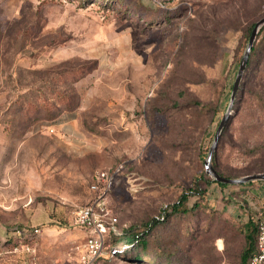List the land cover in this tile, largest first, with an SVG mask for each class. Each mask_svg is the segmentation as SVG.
<instances>
[{
	"label": "rangeland",
	"instance_id": "374dc122",
	"mask_svg": "<svg viewBox=\"0 0 264 264\" xmlns=\"http://www.w3.org/2000/svg\"><path fill=\"white\" fill-rule=\"evenodd\" d=\"M139 3L165 17L142 23L129 10ZM263 16L264 0H0V234L38 226L37 264H84L89 233L73 216L106 169L117 234L195 183L207 193L155 231L167 259L116 253L111 231L93 264H239L244 224L264 219V181L206 188L204 174L225 116L214 168L241 177L264 143V101L251 107L261 78L231 102L247 29ZM253 71L264 74V52ZM65 115L77 119L69 135L50 125Z\"/></svg>",
	"mask_w": 264,
	"mask_h": 264
},
{
	"label": "trees",
	"instance_id": "16d2710c",
	"mask_svg": "<svg viewBox=\"0 0 264 264\" xmlns=\"http://www.w3.org/2000/svg\"><path fill=\"white\" fill-rule=\"evenodd\" d=\"M113 2L115 0H112ZM129 10L143 20L142 23L146 24H154L157 23L159 19L165 17L162 14L156 13L151 9L145 8L142 4L139 3V7L137 8H129ZM149 12V13H148ZM257 22V21H256ZM256 22H252V24L247 29V40L249 41L251 32L256 24ZM264 33V26L261 28L258 36L255 39L253 47L250 51L249 58L246 64L245 71L243 73L242 81L239 85L238 91L241 90L242 84L244 81L245 87H243V94L246 96L249 92L250 87L254 84L256 78L259 76L261 78L260 89L257 94L252 96L251 107H263V90H264V74H259L258 71H253L251 75H246L251 67L254 65V62L260 53L264 52V35L260 38V36ZM237 91V92H238ZM248 91V92H247ZM252 117L253 115L250 114ZM254 119L258 120L259 117L255 116ZM226 128V126H225ZM222 137V133L218 139L217 147L219 145L220 139ZM215 156V152L214 155ZM252 156L254 160L248 164L245 168L236 169L238 172H242L241 177L255 174V173H264V143L260 146L256 147V144L252 148ZM215 170L223 177L227 178H240L235 177L231 173L228 174L223 171L219 166L216 165ZM204 175H208V172H205ZM218 183L222 187H226L229 184L222 183L210 175L205 179V187L208 188L212 183ZM251 184L254 182H250ZM249 183V184H250ZM245 185V184H244ZM200 184H193L191 188H189L188 192L183 193L180 198L174 204H171L167 207H163L159 213L152 217L151 220L140 223L139 225H130L122 230L121 234L113 233V241L114 244L117 242H121L126 247L122 250L116 251V253L130 252L133 255L134 261H141L145 259H167V253H165L167 248V243H158L159 237L156 234V230L162 225L168 223L171 217L175 215H189L194 211L195 208H200L202 206L201 202L204 195L207 193V190L199 187ZM191 196H198L200 201H196L195 204L189 206V198ZM261 219L258 221L253 218H249L248 221L244 224V246L239 255V264H251L252 258L258 253V244H257V236H258V225ZM156 242L158 244H156Z\"/></svg>",
	"mask_w": 264,
	"mask_h": 264
},
{
	"label": "built area",
	"instance_id": "2783aa9c",
	"mask_svg": "<svg viewBox=\"0 0 264 264\" xmlns=\"http://www.w3.org/2000/svg\"><path fill=\"white\" fill-rule=\"evenodd\" d=\"M54 131L53 127H48ZM116 171L98 170L90 186L97 197L90 203L78 207L73 216L76 226L88 230L86 242L87 255L84 264H93L103 253L105 241L111 231L119 233L116 225L118 219L112 216L106 206L105 195L111 190ZM38 226L16 225L4 228L0 234V264H37L35 250L32 246L34 239L40 234ZM258 253L252 258L251 264H264V219L258 225ZM114 246V251L124 249L126 245Z\"/></svg>",
	"mask_w": 264,
	"mask_h": 264
},
{
	"label": "water",
	"instance_id": "95a60500",
	"mask_svg": "<svg viewBox=\"0 0 264 264\" xmlns=\"http://www.w3.org/2000/svg\"><path fill=\"white\" fill-rule=\"evenodd\" d=\"M263 25H264V16L256 22V24H255V26L251 32L245 54H244V56L240 62L239 69H238V72L236 75V79L234 81V85H233V89H232V93H231V102L232 103L234 102V100L236 98V94H237L239 85L242 81L243 73H244L245 68H246V64H247V61L249 58L250 51L253 47V44H254L255 39L257 37V34L259 33V30ZM227 118H228V116H225L217 128L213 145H212L210 152H209V155L206 159L207 172L209 174H211V176H213V178L215 180L222 182V183H227V184L247 183V182L255 181V180H263L264 181V173L249 174V175H246V176H243L240 178L223 177L211 165V159H212L213 153L216 150L218 139H219V137L223 131V128H224V125L226 123Z\"/></svg>",
	"mask_w": 264,
	"mask_h": 264
},
{
	"label": "crops",
	"instance_id": "0c3cea01",
	"mask_svg": "<svg viewBox=\"0 0 264 264\" xmlns=\"http://www.w3.org/2000/svg\"><path fill=\"white\" fill-rule=\"evenodd\" d=\"M77 119L74 115H65L56 120L55 124H50L51 126H56L60 129H64V135H69L70 131L76 127ZM48 126V125H46ZM54 128V127H53ZM263 183V182H262ZM263 187L264 184H258Z\"/></svg>",
	"mask_w": 264,
	"mask_h": 264
}]
</instances>
